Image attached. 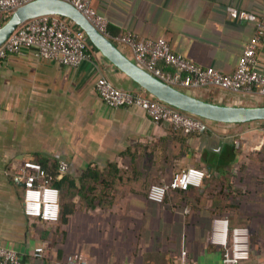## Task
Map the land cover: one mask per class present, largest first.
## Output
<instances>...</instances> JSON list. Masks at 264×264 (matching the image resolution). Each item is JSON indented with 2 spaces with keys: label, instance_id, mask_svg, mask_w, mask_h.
<instances>
[{
  "label": "crops",
  "instance_id": "0c3cea01",
  "mask_svg": "<svg viewBox=\"0 0 264 264\" xmlns=\"http://www.w3.org/2000/svg\"><path fill=\"white\" fill-rule=\"evenodd\" d=\"M91 6L107 19L110 37L163 38L175 53L230 75L255 25L226 7L259 14L264 0H91ZM111 42L132 61L127 48ZM255 70L264 75V37ZM101 77L147 94L90 41L88 58L77 67L40 59L30 49L0 63V246L24 264H54L75 254L89 264H221V251L209 243L211 221L221 217L249 229L250 256L238 264H264V193L251 184L244 193L256 175L242 172L247 154L264 148L262 121L210 122L203 132L185 134L155 124L140 108L105 105L95 91ZM181 91L221 105L260 102L219 89ZM24 162L40 165L60 204L66 195L60 181L74 182L66 223L24 216ZM187 167L205 171L200 187L168 191L162 203L147 198L150 185L166 184ZM38 247L41 258L33 255Z\"/></svg>",
  "mask_w": 264,
  "mask_h": 264
},
{
  "label": "built area",
  "instance_id": "2783aa9c",
  "mask_svg": "<svg viewBox=\"0 0 264 264\" xmlns=\"http://www.w3.org/2000/svg\"><path fill=\"white\" fill-rule=\"evenodd\" d=\"M33 0H0V16L6 19L17 8ZM77 9L95 29L111 41L127 48L132 61L160 81L180 90L219 89L243 94L264 101V75L255 70L256 48L264 37V7L259 14L226 7L227 13L240 22L255 25L253 38L244 46L236 69L225 75L213 68L200 66L175 53L163 38L142 39L131 32L110 37L107 19L96 12L91 0H62ZM33 50L40 59L53 60L65 67H77L88 58L89 39L86 34L66 18L46 15L28 20L18 26L0 46V63L7 56ZM95 91L105 105L111 108L134 106L140 108L155 124L165 123L185 134L203 132L210 121L187 114L158 101L149 94L132 93L115 87L101 77ZM264 135V123L259 126ZM22 182V211L25 217L45 223H56L60 215V195L51 186L50 179L39 164L24 162L20 168ZM206 173L195 167L176 172L166 184L150 185L147 198L162 203L166 193L185 191L202 185ZM209 243L221 251V264H238L250 256L249 231L246 227H230L226 218L214 217L209 231ZM42 247L33 255L41 258ZM185 251L181 255L185 256ZM0 264H24L21 257L10 249L0 246ZM54 264H89L75 254Z\"/></svg>",
  "mask_w": 264,
  "mask_h": 264
},
{
  "label": "water",
  "instance_id": "95a60500",
  "mask_svg": "<svg viewBox=\"0 0 264 264\" xmlns=\"http://www.w3.org/2000/svg\"><path fill=\"white\" fill-rule=\"evenodd\" d=\"M46 15L60 16L71 21L86 34L90 43L106 60L127 75L147 94L160 102L214 123L245 124L255 121L264 122V106L221 105L206 102L160 81L124 56L77 9L62 0H33L17 8L0 26V46L18 26L28 20Z\"/></svg>",
  "mask_w": 264,
  "mask_h": 264
},
{
  "label": "rangeland",
  "instance_id": "374dc122",
  "mask_svg": "<svg viewBox=\"0 0 264 264\" xmlns=\"http://www.w3.org/2000/svg\"><path fill=\"white\" fill-rule=\"evenodd\" d=\"M247 157L249 158V161H247L244 165L242 172H252V177H254V175H256V177L253 179L250 178L249 183H245L243 185V187L246 188L244 193L247 194L249 192L247 190L250 187L248 184H251V187H255V189H258V187H260L261 192L264 193V148H259L248 153ZM257 195L259 194L257 193ZM261 203L264 204V202Z\"/></svg>",
  "mask_w": 264,
  "mask_h": 264
},
{
  "label": "trees",
  "instance_id": "16d2710c",
  "mask_svg": "<svg viewBox=\"0 0 264 264\" xmlns=\"http://www.w3.org/2000/svg\"><path fill=\"white\" fill-rule=\"evenodd\" d=\"M8 17L9 16L6 17L4 22L8 19ZM259 100H260L259 105L264 106V101L261 99ZM60 183L65 186L66 195L63 197V203L60 204L59 220L61 221V223H66L68 216H70L73 213L72 211L73 205H72L71 199H72V189L74 188V182L70 179H65V180L60 181ZM52 185L58 186V184H56L55 181L52 182ZM229 225L230 227H233L230 223Z\"/></svg>",
  "mask_w": 264,
  "mask_h": 264
}]
</instances>
